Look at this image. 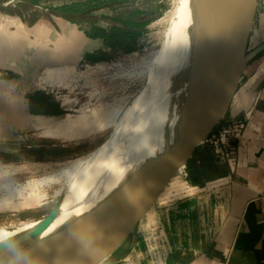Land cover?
Returning <instances> with one entry per match:
<instances>
[{
	"label": "crops",
	"instance_id": "obj_1",
	"mask_svg": "<svg viewBox=\"0 0 264 264\" xmlns=\"http://www.w3.org/2000/svg\"><path fill=\"white\" fill-rule=\"evenodd\" d=\"M9 1H0V163L71 158L96 133L77 139L41 134L64 143L32 141L25 149L19 141L30 133L56 132L57 124L68 116L64 114L69 95L62 90L71 85L73 72L92 64L88 55L110 48L104 38L90 35L86 27L73 21L67 27L47 22L38 14L34 0ZM234 101L228 118L243 113L250 116L241 142L235 144L236 156L220 160L209 144L197 146L194 163L208 168L209 178L218 177L219 183L208 187L209 182H193L198 166L187 169L184 176L193 193L175 200L172 219L161 222L170 234L171 250L160 256L148 252L146 260L157 257V264H264V62L254 69ZM209 148L215 155H209ZM44 150L48 154L42 158L33 154ZM24 151L30 153L27 158L20 156ZM6 178L0 176V181ZM164 190L160 195L168 192ZM131 242L133 250L144 246L142 234ZM117 261L112 258L109 264Z\"/></svg>",
	"mask_w": 264,
	"mask_h": 264
},
{
	"label": "bare ground",
	"instance_id": "obj_2",
	"mask_svg": "<svg viewBox=\"0 0 264 264\" xmlns=\"http://www.w3.org/2000/svg\"><path fill=\"white\" fill-rule=\"evenodd\" d=\"M174 2L177 9L170 15L171 20L175 19L170 42L154 51L151 57L140 60V74L153 76L149 84L126 106L109 109V118H106L109 121L99 119L98 109L93 110L98 116H94L97 118L94 121L84 109L56 126L55 133L69 139L114 127L100 146L80 158L57 163L58 168L25 185L10 178L7 169L1 172L0 176L7 177L0 181V212L3 213L33 207L46 194L41 191L45 187L58 185L73 189V195L67 201L69 206L61 212L66 213L63 223L52 227L59 217L62 198L54 221L39 235H30L40 224L39 219L0 227V264H21L32 254L60 242L176 140L204 84L218 74V66L216 51L204 25L212 18L215 22L212 0ZM2 167L7 168L5 164Z\"/></svg>",
	"mask_w": 264,
	"mask_h": 264
},
{
	"label": "rangeland",
	"instance_id": "obj_3",
	"mask_svg": "<svg viewBox=\"0 0 264 264\" xmlns=\"http://www.w3.org/2000/svg\"><path fill=\"white\" fill-rule=\"evenodd\" d=\"M34 1H36V8L40 12H38V14H40L42 18H44L47 22L54 23L59 27L63 25L67 27L69 26L67 22L72 21L67 18H61L59 14H57V12L61 11H57L55 10V8L62 5L72 6V4L85 2L87 0ZM174 1L175 0H138V2H136L135 4H124L118 9L112 8L110 6V3L106 2V0H99L101 4H96L82 10H80V6L76 5L75 8L80 10L78 12H88L89 10L95 8V10L89 12L88 15L84 17V19L86 20L74 22L79 26L82 25L83 27H86L88 30H91V26L93 24L101 26L103 28H107L109 30L116 23L112 20V17L125 16L128 13V10L131 8L148 9L151 5L153 6L155 13L151 10V12L147 14L146 17H152L154 15L155 18L142 30V33L137 37L136 41L133 43L129 42L130 44L124 42V40H121L118 37L119 33L117 30L113 31L117 33V38L113 40L114 42H116L117 46L116 49H110V54L106 58V60L88 65L85 64L84 66H82L81 70L79 66L77 71L73 72V81L71 82V85L69 83L66 84V86L69 87L62 90L64 93L69 95L67 96L66 101L68 102V104L66 106L67 109L65 110L64 114L68 116H65V119L72 118V116H75L85 109L90 112L92 118L94 116H97L96 114H94L95 112H93V110H99V119H104L103 121L105 122L109 121V119H106L109 118V109H111L112 107L123 105L126 106L141 92L143 87L149 84L153 76L147 77L140 74V68L138 67H140V63L143 59L151 57V54L157 52L161 47L167 45L170 42L172 37L171 32L173 24L175 22V19H170V15L174 10L177 9ZM12 2L13 0H10L9 4H11ZM96 2L98 1H95L93 4H95ZM50 4L52 6L51 8L48 6ZM99 6L103 7L100 9H96ZM259 48L260 51L254 54V52ZM247 54L248 60L246 63V73H244V78L242 77L243 79H241L238 90L247 85V82L253 74L254 69H256L258 65L264 62V0H259L258 2V9L251 37L248 43ZM133 67H135V70ZM238 90L235 93L229 109L227 110L221 123L204 142L200 143L202 145L205 143L209 144L210 147L212 146V148L218 154L220 160H224L223 157H225V159H233L237 154V146H235V144L231 142V139H229V136L226 135L225 130L228 129L233 131V129L240 122L239 120L244 119L245 127L241 132L242 136L244 129L250 122V116L248 115V113H243L244 115H241L237 118H228L227 114L230 113L229 110L234 105V100L236 98V95L238 94ZM100 110H104V115ZM97 118L94 117V121ZM112 129H114V127L104 129L93 135V141L80 147V154H77L71 158H66L64 160H53L49 162L21 161L19 163H5L7 168H0V174L1 172H4L5 169H7L9 171L8 175L10 178H12L19 184L25 185L26 183H28V181L30 182L37 178H40L58 168L57 163H63L68 160L80 158L81 156L92 153L108 138ZM41 134L57 138L63 137V135H61L60 133L49 134L48 132H46V130L43 131V133H30L29 137L26 136L24 141H19L21 144H23L21 145V147L25 149V146H27L28 143L32 141H34L35 143H39L38 141H40V144H42L43 142L45 143L46 140L57 144L64 143L58 139H46L42 137ZM214 135L216 136L214 137ZM208 151L209 155L214 154L212 153L210 148ZM9 154H11V152ZM33 154H35L36 157L42 158L46 156L48 152L45 150L39 152L34 151ZM29 155L30 153H26L25 151L20 153V156H22L23 158H27ZM192 156L176 171L174 176L171 178L169 186L165 187L168 192L158 197L150 210L141 218L134 232L124 241L120 248L102 264H109L112 258L118 259L115 264H157L158 261H160V259L158 260L157 257L149 258V260H146L148 252L152 253V255L154 256H160L162 254H166V250H171V244L169 242L170 234H168V232L164 230L161 222L172 219V207L175 200H181V198L185 196V198L187 199V197H189L193 193L192 191H188V185L190 184V182L186 181L190 180L186 178L187 176H184V174L188 172L187 169L192 168L196 165L198 166L196 168L194 167L197 171L192 174L194 177H192L191 181L193 182L201 181L202 185H205L207 182H209V184H206L208 187H212V185H218L219 183V180H217L218 177L210 179L209 177L212 172L207 171L208 168L205 170L204 166L195 164L193 161L194 157ZM3 164L4 163H1L0 165ZM45 189H42L41 191L42 193H46V196L44 195V197L40 198L38 200V203H36L33 207L26 209H17V211L15 212H0V227L9 226L13 223L18 224L19 222H28L41 219L45 215L50 213L54 206L57 207V204L63 198V202L60 208V214L58 219L56 220L57 223L55 222L52 227L59 225L66 214L61 212L66 206H69V203L67 204V201L70 199V195H73L71 194L73 193V189L71 190L67 188L66 190L65 187L59 188L58 185L45 187ZM61 189L65 190L62 191ZM59 190H61L62 192L60 193ZM164 191L165 190H163L162 192ZM140 234H142L144 238V246H140L137 248V250H133L131 247V240L136 236L139 237Z\"/></svg>",
	"mask_w": 264,
	"mask_h": 264
},
{
	"label": "water",
	"instance_id": "obj_4",
	"mask_svg": "<svg viewBox=\"0 0 264 264\" xmlns=\"http://www.w3.org/2000/svg\"><path fill=\"white\" fill-rule=\"evenodd\" d=\"M21 0H13L19 2ZM259 0H212L213 18L204 25L217 54L218 74L204 84L197 102L164 153L152 158L109 202L60 242L27 257L21 264H100L135 230L176 171L223 120L238 90L248 60ZM99 6L96 9H100ZM61 11L67 19L89 12ZM211 18V17H210ZM260 51L257 49L254 54ZM56 207L39 219L30 235H39L54 221Z\"/></svg>",
	"mask_w": 264,
	"mask_h": 264
},
{
	"label": "trees",
	"instance_id": "obj_5",
	"mask_svg": "<svg viewBox=\"0 0 264 264\" xmlns=\"http://www.w3.org/2000/svg\"><path fill=\"white\" fill-rule=\"evenodd\" d=\"M95 1V4H93ZM106 2L110 3V6L114 9H118L119 7L126 5L135 4L138 0H106ZM101 4L99 0H87L85 2H79L72 4V6L62 5L55 8V10L59 11H72L78 12L82 9L88 8L90 6ZM80 6V10L76 9L75 7ZM155 10L153 6H149L148 9H141V8H131L128 10V13L125 16L121 17H112V20L116 22L109 30L107 28H103L101 26H97L93 24L91 30H88V33L94 37H102L106 41V45L110 49H116V42L117 38L115 30L118 31V37L121 40H124L126 43H133L136 41L137 37L142 33V30L155 18L154 15L151 17H146L147 14ZM73 22H80L81 20H86L84 18H74L70 19ZM88 20V18H87ZM129 43V44H130ZM111 51V50H110ZM110 51H103L99 50L87 56V60L90 63H95L99 61L106 60L109 56Z\"/></svg>",
	"mask_w": 264,
	"mask_h": 264
},
{
	"label": "built area",
	"instance_id": "obj_6",
	"mask_svg": "<svg viewBox=\"0 0 264 264\" xmlns=\"http://www.w3.org/2000/svg\"><path fill=\"white\" fill-rule=\"evenodd\" d=\"M240 122L237 124V126L233 129V131L232 130H228V129H226L225 131H226V135H228L229 136V139H231V142L233 143V144H237V143H239L240 142V140H241V138H242V136H241V132H242V130H243V128L245 127V121H244V119H240L239 120ZM216 135H214V137H215ZM236 146V145H235ZM233 152H235V151H233ZM232 152V153H233ZM264 212V211H263Z\"/></svg>",
	"mask_w": 264,
	"mask_h": 264
}]
</instances>
